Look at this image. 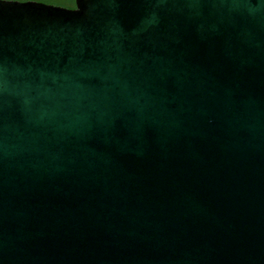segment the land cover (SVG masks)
Wrapping results in <instances>:
<instances>
[{
  "label": "water",
  "instance_id": "water-1",
  "mask_svg": "<svg viewBox=\"0 0 264 264\" xmlns=\"http://www.w3.org/2000/svg\"><path fill=\"white\" fill-rule=\"evenodd\" d=\"M0 0V264H264V0Z\"/></svg>",
  "mask_w": 264,
  "mask_h": 264
},
{
  "label": "flooded vegetation",
  "instance_id": "flooded-vegetation-1",
  "mask_svg": "<svg viewBox=\"0 0 264 264\" xmlns=\"http://www.w3.org/2000/svg\"><path fill=\"white\" fill-rule=\"evenodd\" d=\"M1 1L38 3V4L53 6L67 10H74L76 8L75 0H1Z\"/></svg>",
  "mask_w": 264,
  "mask_h": 264
}]
</instances>
